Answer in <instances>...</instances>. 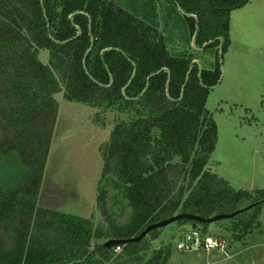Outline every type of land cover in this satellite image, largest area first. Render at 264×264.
I'll use <instances>...</instances> for the list:
<instances>
[{
  "label": "trees",
  "instance_id": "trees-1",
  "mask_svg": "<svg viewBox=\"0 0 264 264\" xmlns=\"http://www.w3.org/2000/svg\"><path fill=\"white\" fill-rule=\"evenodd\" d=\"M43 1L44 7L40 0H0V264H141L144 239L112 248L104 243L138 236L148 225L178 213L212 217L239 209L249 191L235 190L208 168L218 125L206 103L221 65L216 71L204 68L200 76L194 64L178 100L197 50L192 46L197 20L177 4L198 18V47L222 36L226 51L229 14L249 0H142L138 13L114 0ZM92 36L94 47L86 57L91 78L84 58ZM218 44L216 40L205 50ZM170 46L180 48L173 54ZM43 50L48 61L40 55ZM133 63L137 73L127 98L123 89ZM164 68L171 71L172 99ZM110 73L114 80L108 86ZM60 92L67 100L92 106L121 103L133 115L117 123L101 148L97 206L105 227L95 231L87 228L85 218L41 205L47 195H40L42 170L59 109L54 94ZM45 190L55 200L65 197L56 183ZM251 204L250 210L224 219L236 240L263 224L264 200ZM56 229L60 231L54 234ZM88 248L93 252L88 254ZM158 252L145 264H166L171 251Z\"/></svg>",
  "mask_w": 264,
  "mask_h": 264
},
{
  "label": "rangeland",
  "instance_id": "rangeland-1",
  "mask_svg": "<svg viewBox=\"0 0 264 264\" xmlns=\"http://www.w3.org/2000/svg\"><path fill=\"white\" fill-rule=\"evenodd\" d=\"M114 1L136 13L143 6L142 0ZM156 3L160 5L159 1ZM158 13L162 18L164 11ZM229 19L223 64L220 44L206 50H194L192 54L193 61H200L203 69L216 71L220 64L221 74H224L222 81L219 83L220 78L217 81L219 85L210 89L206 103L218 125V142L208 168L228 180L235 190L249 191V198L240 205L239 209H242L255 200H264V0H249L246 5L232 10ZM163 25L161 23L160 28ZM40 55L48 61L46 50ZM54 98L59 109L42 170L40 195H47L43 199L45 205H41L85 218L87 228L95 231L105 227L97 206L103 169L101 148L111 139L117 123L133 115L121 108V103L92 106L67 100L63 92L54 94ZM51 183L62 188L63 200H55L49 189L45 190ZM262 218L263 224L242 240L235 239L232 225L227 220L197 227L192 222L182 221L155 229L141 243L144 255L141 264L159 254L161 249L171 251L166 264H264V214ZM58 229L53 233L57 234ZM191 230L217 237L224 242L225 248L210 252L179 251L178 241ZM51 245L53 247V243ZM92 252L88 248V254ZM52 264L61 263L56 260Z\"/></svg>",
  "mask_w": 264,
  "mask_h": 264
},
{
  "label": "water",
  "instance_id": "water-1",
  "mask_svg": "<svg viewBox=\"0 0 264 264\" xmlns=\"http://www.w3.org/2000/svg\"><path fill=\"white\" fill-rule=\"evenodd\" d=\"M41 1V4L42 6L44 7V1L43 0H40ZM179 10L184 14V15H187L189 17H194L196 20H197V29H196V32L193 36V39H192V45L195 49L197 50H203L205 49L208 45L214 43L216 40H219L220 41V57H221V64H223V46H224V39L222 37H217L216 39L214 40H210L208 42H206L203 47H198L197 44H196V41H197V36H198V29H199V21H198V18L193 15V14H188L187 12H185L183 10V8L177 4ZM44 12H45V9H44ZM46 13V12H45ZM77 13H83V12H77ZM76 13V14H77ZM85 14V13H83ZM46 15V14H45ZM74 15V14H73ZM73 15H71V19H73ZM87 16H89L88 14H86ZM90 17V16H89ZM91 27H92V21L90 19V30H91ZM76 28L78 29V33H77V36L81 34V28L79 26L76 25ZM77 36H75L74 38L70 39V40H73L75 39ZM60 42V41H58ZM68 41H63L62 43H66ZM94 47V37L92 36V43H91V46L90 48L88 49L86 55H85V58H84V64H85V67H86V57L88 56V54L92 51ZM113 48H106L103 50L102 53H104L105 51H109V50H112ZM134 64V72L132 74V77H131V80L128 82V84L124 87L123 89V93L124 95L127 97V98H130L127 96L126 94V90L128 88V86L131 84L132 80L134 79V77L136 76V73H137V67H136V64ZM194 64H198L199 65V69H200V76L202 75V70H203V66L202 64L200 63V61L198 60H194L191 67H190V70L187 74V77H186V83L183 85V88H182V93H181V97L180 99L178 100H181L183 97H184V93H185V88H186V85H187V82L190 78V74L192 72V69H193V66ZM162 70H166L168 72V81H167V95L169 96V98L172 99L171 97V94H170V81H171V71L168 69V68H164ZM162 70H159L157 71L156 73H153L149 76L148 78V83H147V86L146 88L143 90V92L138 96V97H141L142 95L145 94V92L148 90L149 88V85H150V80L153 76H155L156 74H159ZM86 71H87V74L92 78V75L90 74L89 70L87 69L86 67ZM222 73H223V67H222ZM223 76L224 74H221V77H220V80H219V83L222 81L223 79ZM110 78H111V82L108 86H110L112 83H113V75L112 73H110ZM96 82H98L97 80H95ZM99 84L103 85L102 83L98 82ZM219 83H217L215 86H211L210 88L213 89V88H216ZM138 97L136 98H132V99H137ZM253 204H250L242 209H238L234 212H230V213H219V214H216L212 217H202L200 215H197V214H193V213H178L170 218H167V219H164L162 221H159V222H156V223H153V224H150L148 225L142 232L141 234H139L138 236H135V237H132V238H129V239H109L107 240L105 243H104V246L107 247V248H112L114 247L115 245H118V244H129V243H134V242H139L141 240H143L145 237H147L152 231H154L155 229H158V228H162V227H165V226H168L174 222H178L180 220H184V219H189V220H195V221H198V222H201V223H215V222H219L221 220H224V219H231V218H234L236 216H238L239 214L247 211V210H250L252 208Z\"/></svg>",
  "mask_w": 264,
  "mask_h": 264
},
{
  "label": "built area",
  "instance_id": "built-area-1",
  "mask_svg": "<svg viewBox=\"0 0 264 264\" xmlns=\"http://www.w3.org/2000/svg\"><path fill=\"white\" fill-rule=\"evenodd\" d=\"M179 251H206L212 250L222 251L225 248L223 241L219 240L213 235H204L198 230H191L185 233V235L178 241L176 245ZM116 251L121 250L120 246H117Z\"/></svg>",
  "mask_w": 264,
  "mask_h": 264
},
{
  "label": "crops",
  "instance_id": "crops-1",
  "mask_svg": "<svg viewBox=\"0 0 264 264\" xmlns=\"http://www.w3.org/2000/svg\"><path fill=\"white\" fill-rule=\"evenodd\" d=\"M230 49V48H229Z\"/></svg>",
  "mask_w": 264,
  "mask_h": 264
}]
</instances>
